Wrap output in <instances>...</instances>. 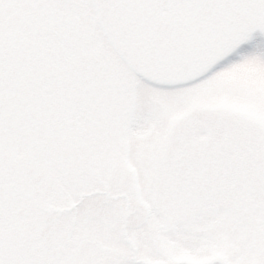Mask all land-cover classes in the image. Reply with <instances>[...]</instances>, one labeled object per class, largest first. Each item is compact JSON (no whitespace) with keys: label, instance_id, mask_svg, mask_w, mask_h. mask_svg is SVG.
<instances>
[{"label":"snow or ice","instance_id":"1","mask_svg":"<svg viewBox=\"0 0 264 264\" xmlns=\"http://www.w3.org/2000/svg\"><path fill=\"white\" fill-rule=\"evenodd\" d=\"M257 33L264 0H0V264H264V91L220 66Z\"/></svg>","mask_w":264,"mask_h":264},{"label":"rangeland","instance_id":"2","mask_svg":"<svg viewBox=\"0 0 264 264\" xmlns=\"http://www.w3.org/2000/svg\"><path fill=\"white\" fill-rule=\"evenodd\" d=\"M44 38L45 37L42 36L37 40H33L31 37H28L27 39L30 45H35L39 43L40 39ZM253 52L264 57V37H261L258 33L255 34V39L251 43L242 45L240 49H238L231 57L228 58V60L223 61L220 66H226L232 61L240 62L242 66L232 73L231 79L244 83L252 90L264 91V62L246 63L242 59V57H246L249 53ZM197 106L204 109H212L223 106V102L217 103L215 101L201 100L197 102ZM232 107L236 108L237 110L248 112V114L253 118H259L261 115L256 111L254 106L251 105H232ZM18 155L22 157V154ZM217 239L225 241L227 246L218 247L211 242H206L195 253L184 252L176 256L174 259L177 261V264H182L181 262H185L186 264H207L208 257L201 255L202 252L210 251L214 256H222L226 259H230L234 254L240 251L239 244L233 241L228 234H220L218 235ZM72 251L75 254L78 250L73 249ZM145 260L148 264H160V261L151 257L146 256Z\"/></svg>","mask_w":264,"mask_h":264}]
</instances>
